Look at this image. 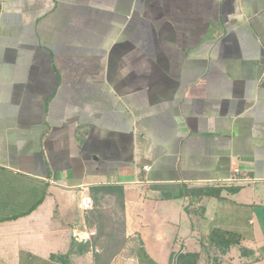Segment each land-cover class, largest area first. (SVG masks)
<instances>
[{"label": "crops", "instance_id": "1", "mask_svg": "<svg viewBox=\"0 0 264 264\" xmlns=\"http://www.w3.org/2000/svg\"><path fill=\"white\" fill-rule=\"evenodd\" d=\"M93 186L135 264H264V0H0V264H91Z\"/></svg>", "mask_w": 264, "mask_h": 264}, {"label": "rangeland", "instance_id": "2", "mask_svg": "<svg viewBox=\"0 0 264 264\" xmlns=\"http://www.w3.org/2000/svg\"><path fill=\"white\" fill-rule=\"evenodd\" d=\"M87 227L96 230L91 238V264H135L130 258L131 245L124 236L123 213L118 199L100 197L84 214Z\"/></svg>", "mask_w": 264, "mask_h": 264}, {"label": "trees", "instance_id": "3", "mask_svg": "<svg viewBox=\"0 0 264 264\" xmlns=\"http://www.w3.org/2000/svg\"><path fill=\"white\" fill-rule=\"evenodd\" d=\"M233 191L237 188L231 189ZM221 188L220 187H206V188H197L189 190L190 193H197L199 195H208V196H219ZM90 195L93 197L94 203L98 202L100 197L104 195H115V198L118 199L121 209H124V191L121 186H93L90 187ZM100 194V195H98ZM209 241L215 245L221 252H224L230 245L239 243L240 238L237 234L225 231L221 229H213L209 235ZM76 241L71 244L72 247L76 246ZM89 245V243H85ZM87 247H84L80 252H86ZM199 255L197 253H179L173 256V264H196Z\"/></svg>", "mask_w": 264, "mask_h": 264}, {"label": "built area", "instance_id": "4", "mask_svg": "<svg viewBox=\"0 0 264 264\" xmlns=\"http://www.w3.org/2000/svg\"><path fill=\"white\" fill-rule=\"evenodd\" d=\"M147 168V166H145ZM258 178H254L248 175H241L238 168L232 170V175L223 180L225 183H254L258 181ZM94 206L93 197L88 191H82L79 195L78 207L82 212H88ZM96 235V230L88 228L86 225H83L81 228H75L72 230V237L78 243H89L91 238Z\"/></svg>", "mask_w": 264, "mask_h": 264}]
</instances>
